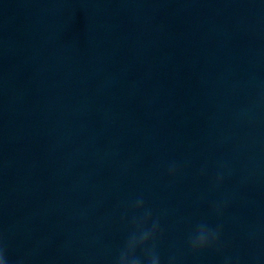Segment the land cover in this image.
<instances>
[{"label":"water","instance_id":"1","mask_svg":"<svg viewBox=\"0 0 264 264\" xmlns=\"http://www.w3.org/2000/svg\"><path fill=\"white\" fill-rule=\"evenodd\" d=\"M140 197L161 264H264V0H0L9 264H115Z\"/></svg>","mask_w":264,"mask_h":264},{"label":"clouds","instance_id":"2","mask_svg":"<svg viewBox=\"0 0 264 264\" xmlns=\"http://www.w3.org/2000/svg\"><path fill=\"white\" fill-rule=\"evenodd\" d=\"M176 166L169 168L174 175ZM131 228L120 248L115 264H161L159 249L160 221L153 218V212L145 206L143 197L138 198L131 206ZM219 230L212 229L204 223L196 226L189 237V246L193 252H200L216 246ZM175 257L168 258V264H174ZM0 264H9L5 247L0 244Z\"/></svg>","mask_w":264,"mask_h":264}]
</instances>
